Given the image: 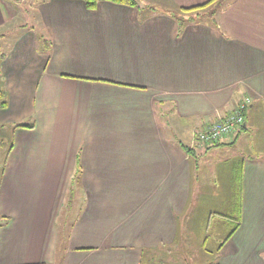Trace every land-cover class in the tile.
I'll return each mask as SVG.
<instances>
[{
  "label": "crops",
  "instance_id": "1",
  "mask_svg": "<svg viewBox=\"0 0 264 264\" xmlns=\"http://www.w3.org/2000/svg\"><path fill=\"white\" fill-rule=\"evenodd\" d=\"M208 1L137 0L157 8L142 12L33 0L38 26H21L0 54L10 101L0 122L34 124L13 131L0 176V264L155 261L175 245L193 198L195 134L245 97L243 124L209 146L220 152L224 212L215 214H233L240 199L239 226L215 264H264V0H219L217 26L179 34L171 13ZM22 2L0 0V41ZM70 188L80 207L67 225ZM199 215L207 229L212 213ZM213 225L223 232L227 222Z\"/></svg>",
  "mask_w": 264,
  "mask_h": 264
},
{
  "label": "rangeland",
  "instance_id": "2",
  "mask_svg": "<svg viewBox=\"0 0 264 264\" xmlns=\"http://www.w3.org/2000/svg\"><path fill=\"white\" fill-rule=\"evenodd\" d=\"M33 3V0H24V2L19 5L17 10L18 17L16 16L15 20L9 25V32L12 34V39L8 32L9 34L0 41V54L4 53V51L9 52L8 47H12V41L15 35L17 36L21 26L22 28H24V26H27V28L30 26L31 28L33 27L31 25L38 26L39 21L36 19V11ZM28 21L29 23H27ZM35 39H37L36 44L40 51V48H42L40 47V41H38L37 36ZM8 42L10 43L8 44ZM36 56L38 57L39 55L36 54ZM1 59L0 65L3 63ZM1 81L5 82V80L0 79V89L4 92L3 95L0 96V103L4 102V97L7 95V91L1 88ZM5 101L7 103L6 108H8L10 102H8V97ZM13 120H16L15 117L9 115L8 119L0 122V176L7 153L11 147L12 133L15 130L14 126L19 124L15 123ZM27 123L30 124L33 122ZM27 123L25 122L24 124ZM191 143L194 145V139H191ZM185 145L191 146L189 141L186 140ZM196 149L195 153L192 155L194 166L192 180L193 198L189 200V208L186 216L181 219L175 245L168 250L162 249L160 255L155 253L156 264H215L217 262L216 247L220 244L226 232L229 230V225H227L223 232H217L213 225V221L219 219V216L215 213L224 212L220 207L223 203V196L219 193V180L217 177L219 168H217L216 165L220 152L210 149L207 145L203 146L202 151H197ZM67 199L70 202L68 204ZM67 199L64 208L62 207L59 220L62 224H64L63 220H66L65 223L68 225L71 221L70 219L78 213L79 209L77 205L80 207V202L76 204L74 198L67 197ZM201 210L212 213L211 221L207 229L202 225L199 226V217H201L199 213ZM159 252L160 251L157 253Z\"/></svg>",
  "mask_w": 264,
  "mask_h": 264
},
{
  "label": "trees",
  "instance_id": "3",
  "mask_svg": "<svg viewBox=\"0 0 264 264\" xmlns=\"http://www.w3.org/2000/svg\"><path fill=\"white\" fill-rule=\"evenodd\" d=\"M77 1H80L88 11H94L97 8V6L102 2H108V3L120 5V6L136 8L137 10H142V12L145 11L146 9H148L149 11H155V9H157L156 7L151 6V5H146L145 7L142 8L139 6L137 0H77ZM219 4H221L219 0H209L207 3L196 6V7H190V8L181 7V8L176 9V12H172L171 15L172 17L176 19L177 26H178V33L182 34L188 25H194V23H197V22L212 23L213 25L217 26L216 21L214 19V14H215L214 10ZM211 11H214V12H211ZM38 41H40V44H41L40 47H42L40 48V50L49 49V43L46 42V40H44L42 37L39 36ZM3 93L4 92L1 91L0 89V96L3 95ZM5 99H6V96L4 97V102L0 103V109L6 108L7 103ZM33 127H34L33 123H30V124L23 123V124L15 125L14 129H17V128L32 129ZM183 148L186 151V153L190 151L188 147H183ZM241 179H242V169L240 168L238 173H236V180H237V184L239 187L241 185ZM68 198H73L72 188H70V191L68 193ZM68 203L70 202L67 199V204ZM237 204H238V208L236 207L234 209L233 214H230V215L217 214L219 217L225 218L227 225H229V230H228L226 237H224L222 241L220 242V244H218L219 248L223 246L224 242H226V240L232 236V234L236 231V229L239 226L240 199H238ZM66 240H68L67 237H66ZM152 263L156 264V260L152 261Z\"/></svg>",
  "mask_w": 264,
  "mask_h": 264
},
{
  "label": "built area",
  "instance_id": "4",
  "mask_svg": "<svg viewBox=\"0 0 264 264\" xmlns=\"http://www.w3.org/2000/svg\"><path fill=\"white\" fill-rule=\"evenodd\" d=\"M250 104L248 97L242 99L233 113L224 117L216 115V121L206 130L195 134L196 143L200 146H212L223 138H228L231 133L243 124V112Z\"/></svg>",
  "mask_w": 264,
  "mask_h": 264
}]
</instances>
